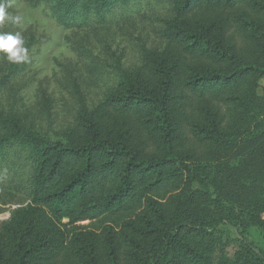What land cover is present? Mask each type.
<instances>
[{
  "label": "trees",
  "instance_id": "16d2710c",
  "mask_svg": "<svg viewBox=\"0 0 264 264\" xmlns=\"http://www.w3.org/2000/svg\"><path fill=\"white\" fill-rule=\"evenodd\" d=\"M21 1L76 32L157 26L67 127L0 105V204L19 206L0 264H264L250 238L264 229V0H158L161 16L147 0Z\"/></svg>",
  "mask_w": 264,
  "mask_h": 264
},
{
  "label": "rangeland",
  "instance_id": "374dc122",
  "mask_svg": "<svg viewBox=\"0 0 264 264\" xmlns=\"http://www.w3.org/2000/svg\"><path fill=\"white\" fill-rule=\"evenodd\" d=\"M12 3L13 11L9 16L20 20L18 23L8 20L13 23L11 33L23 35L30 59L26 63L13 64L0 56V81L9 77L11 82L0 105L9 107L15 103L33 123L50 130L67 127L81 99L90 105L98 102L113 80L112 66L116 61L125 67L136 65L140 44L154 41L155 19L136 17L124 32L116 26L76 32L57 25L43 6L28 7L21 0ZM144 5L150 16H161L162 6L158 0H147ZM18 207L0 204V225ZM250 238L264 248V229L252 228ZM217 250L219 254L233 257L239 250V243L219 233Z\"/></svg>",
  "mask_w": 264,
  "mask_h": 264
},
{
  "label": "clouds",
  "instance_id": "9594fccd",
  "mask_svg": "<svg viewBox=\"0 0 264 264\" xmlns=\"http://www.w3.org/2000/svg\"><path fill=\"white\" fill-rule=\"evenodd\" d=\"M9 5L6 0H0V24L11 20L18 23L19 17H11L6 12ZM0 56L13 64H22L29 61V49L26 46V40L20 32H0Z\"/></svg>",
  "mask_w": 264,
  "mask_h": 264
}]
</instances>
